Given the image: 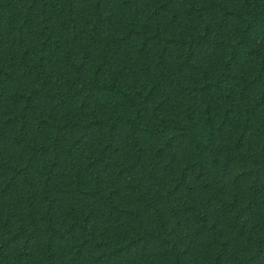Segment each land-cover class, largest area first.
Here are the masks:
<instances>
[{
	"label": "trees",
	"instance_id": "16d2710c",
	"mask_svg": "<svg viewBox=\"0 0 264 264\" xmlns=\"http://www.w3.org/2000/svg\"><path fill=\"white\" fill-rule=\"evenodd\" d=\"M0 264H264V0H0Z\"/></svg>",
	"mask_w": 264,
	"mask_h": 264
}]
</instances>
